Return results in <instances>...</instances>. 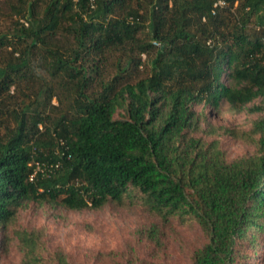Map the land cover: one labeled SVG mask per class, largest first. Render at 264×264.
<instances>
[{
  "label": "trees",
  "instance_id": "16d2710c",
  "mask_svg": "<svg viewBox=\"0 0 264 264\" xmlns=\"http://www.w3.org/2000/svg\"><path fill=\"white\" fill-rule=\"evenodd\" d=\"M223 2L7 3L0 246L31 203L83 211L134 199L157 220L138 241L159 250L163 227L191 222L203 241L189 264H264V0ZM221 101L255 120L237 131L196 110ZM226 136L251 151L230 159ZM12 234L20 264H77L40 257L33 231Z\"/></svg>",
  "mask_w": 264,
  "mask_h": 264
},
{
  "label": "rangeland",
  "instance_id": "374dc122",
  "mask_svg": "<svg viewBox=\"0 0 264 264\" xmlns=\"http://www.w3.org/2000/svg\"><path fill=\"white\" fill-rule=\"evenodd\" d=\"M11 1L0 0V32L8 29L11 21L16 19L9 17L7 3ZM51 102L57 103L55 99ZM259 103L261 99L253 102L255 105ZM196 110H202L209 123L237 131L247 130L256 118L252 112H230L223 101L215 110L210 107H197ZM220 143L230 159L251 151L249 145L228 136L222 137ZM134 201L127 200L131 204L124 206L110 204L99 210L83 211L31 203L18 212L14 226L8 229L11 241L8 244L4 241L0 246V264L21 263L23 253L12 234L18 229L35 232L39 241L37 252L43 258L62 252L77 264H115L129 254L135 264H189L192 250L203 241L197 226L172 220L171 224L163 227L165 238L162 246L155 249L153 245L138 241V232L151 223H157V220Z\"/></svg>",
  "mask_w": 264,
  "mask_h": 264
},
{
  "label": "built area",
  "instance_id": "2783aa9c",
  "mask_svg": "<svg viewBox=\"0 0 264 264\" xmlns=\"http://www.w3.org/2000/svg\"><path fill=\"white\" fill-rule=\"evenodd\" d=\"M224 5V2L223 0H214V3H213V7L214 8H217V7H222ZM155 45H158V43H155Z\"/></svg>",
  "mask_w": 264,
  "mask_h": 264
}]
</instances>
